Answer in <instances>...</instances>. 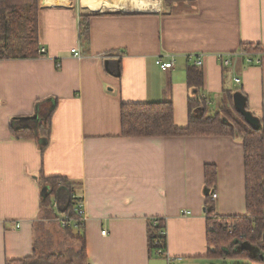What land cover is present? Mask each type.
Returning <instances> with one entry per match:
<instances>
[{
	"label": "crops",
	"instance_id": "crops-1",
	"mask_svg": "<svg viewBox=\"0 0 264 264\" xmlns=\"http://www.w3.org/2000/svg\"><path fill=\"white\" fill-rule=\"evenodd\" d=\"M158 2H147L152 9L124 10L109 0H81V10L71 0H39L45 53L0 59V264L36 250L38 222L48 218L40 206L47 191L41 175L67 178L83 200L88 264L238 261L207 255L204 167L216 168L215 212L244 215L242 140L124 137L120 108L170 101L174 123L187 125L188 100L197 93L187 85L186 68L188 57L198 55L209 111L215 112L214 102L217 110L223 105L228 91L238 92L264 129V0ZM86 14L89 32L81 40L79 21ZM247 44L259 48L244 50ZM74 47L80 56L71 53ZM171 57L173 68L162 70L156 61ZM50 97L56 104L41 151L36 139L15 136L10 123L14 117L38 123L35 103ZM230 106L235 108L233 97ZM150 217L165 222L167 244L160 254L149 252ZM261 249L252 247L256 259L243 261L264 264V243Z\"/></svg>",
	"mask_w": 264,
	"mask_h": 264
},
{
	"label": "trees",
	"instance_id": "trees-1",
	"mask_svg": "<svg viewBox=\"0 0 264 264\" xmlns=\"http://www.w3.org/2000/svg\"><path fill=\"white\" fill-rule=\"evenodd\" d=\"M182 0H163L166 6H172ZM89 14L81 15L79 21V38L88 37ZM39 45V0H0V59H26L40 55ZM252 51L259 47L250 44L242 46ZM188 87L196 91V96L188 100L187 125L179 127L174 123L173 105L170 101L122 103L120 108V134L124 137L143 136H199L231 135L238 136L243 143L245 208L244 215L221 216L215 212L211 193L215 192L216 168L214 165L204 167V194L206 216V239L208 256L238 260L222 264H250L243 260H255L250 254L251 248L262 251L264 243V129L258 119L253 127L244 116L230 106L233 93L228 91L223 105L211 113L201 96L203 73L200 66L193 63L186 68ZM48 107L41 110L43 104ZM56 101L45 98L37 100L35 108L38 123L34 118L14 117L10 129L15 136L25 135L36 139L41 151L48 143L50 117ZM245 109L248 107L245 103ZM250 112V111H249ZM251 113V112H250ZM41 114V115H40ZM252 115L254 113H251ZM41 118V119H40ZM36 119V118H35ZM42 186L47 188L41 196V209L45 215L57 218L66 215L72 224L65 226V231L74 241L80 243L78 261L88 264L83 222L75 211L81 197L75 192L74 183L63 176L41 175ZM231 229V232L229 230ZM76 230V231H75ZM75 231V232H74ZM165 222L161 217L147 218V243L149 252H162L166 249L167 238ZM258 254V252H257ZM63 253L49 252L16 260H6L5 264H70Z\"/></svg>",
	"mask_w": 264,
	"mask_h": 264
},
{
	"label": "rangeland",
	"instance_id": "rangeland-1",
	"mask_svg": "<svg viewBox=\"0 0 264 264\" xmlns=\"http://www.w3.org/2000/svg\"><path fill=\"white\" fill-rule=\"evenodd\" d=\"M73 1L78 9L82 10L81 6V0H71ZM107 1V0H106ZM110 4L112 5H119L121 4L122 8L124 10H131L130 5L133 3L134 0H109ZM152 1L155 4L159 5V2L161 3V0H158L155 2V0H148ZM107 9H116V8H104ZM85 12H88V10H83ZM97 11V10H95ZM218 103L214 102L211 108L213 110H217ZM44 213V212H43ZM45 214V213H44ZM46 217V224L42 225L43 220H40L38 222L41 223L37 225L36 228V252L39 255H45L49 252H60L64 254V257L66 260H70V264H80L78 261V251L80 248V243L78 241H74L71 236L65 231L64 227L61 225L60 222V216H63L62 214L57 215V218H52L51 215H47ZM42 225V226H40ZM76 231V230H75ZM74 231V232H75Z\"/></svg>",
	"mask_w": 264,
	"mask_h": 264
},
{
	"label": "built area",
	"instance_id": "built-area-1",
	"mask_svg": "<svg viewBox=\"0 0 264 264\" xmlns=\"http://www.w3.org/2000/svg\"><path fill=\"white\" fill-rule=\"evenodd\" d=\"M38 52L40 54H44L45 53V49L40 46L38 48ZM71 53L74 56H80L79 49H77L76 47L71 49ZM219 56L222 58L223 64H225V65L229 64V60L227 58H223L222 55H219ZM188 58H189V61L191 63H193L194 65L201 66L202 61H201V58L198 55H190ZM156 62L158 63L160 68L162 70H164V71H167L170 68H173V66H174V60H173L172 57L168 61H162L161 59H158ZM234 81L238 82L239 78L234 77ZM215 197H216V193L212 192L211 193V198L214 199ZM75 211H76L77 215L81 218V220L84 221V216L85 215H84V208H83V200L82 199L77 201V204L75 206ZM60 222H61L62 226H68V225L72 224V219L69 218V216L63 215V216H60ZM162 232L165 233L164 231H162ZM229 232H231V229L229 230ZM101 233L104 234L105 230H102ZM161 252H162L161 250H157L156 253L160 254ZM167 264H177V263H174V262L171 261V259H168Z\"/></svg>",
	"mask_w": 264,
	"mask_h": 264
},
{
	"label": "water",
	"instance_id": "water-1",
	"mask_svg": "<svg viewBox=\"0 0 264 264\" xmlns=\"http://www.w3.org/2000/svg\"><path fill=\"white\" fill-rule=\"evenodd\" d=\"M233 100L235 104V109L240 112L253 127H256L258 125V119L245 109L244 100L242 99L240 93H233ZM42 194H46L45 188H43Z\"/></svg>",
	"mask_w": 264,
	"mask_h": 264
},
{
	"label": "bare ground",
	"instance_id": "bare-ground-1",
	"mask_svg": "<svg viewBox=\"0 0 264 264\" xmlns=\"http://www.w3.org/2000/svg\"><path fill=\"white\" fill-rule=\"evenodd\" d=\"M147 2H152V1H148V0H134L133 3L130 5V8L132 7V10H138L142 7H145L146 6V9H152L154 8L153 6H151L152 4L149 3V6L147 5ZM157 2V1H155ZM154 3V2H152ZM121 5V4H119Z\"/></svg>",
	"mask_w": 264,
	"mask_h": 264
}]
</instances>
